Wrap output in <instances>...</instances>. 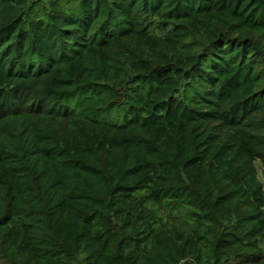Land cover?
<instances>
[{"label": "trees", "instance_id": "obj_1", "mask_svg": "<svg viewBox=\"0 0 264 264\" xmlns=\"http://www.w3.org/2000/svg\"><path fill=\"white\" fill-rule=\"evenodd\" d=\"M257 162L264 0H0V264H264Z\"/></svg>", "mask_w": 264, "mask_h": 264}, {"label": "rangeland", "instance_id": "obj_2", "mask_svg": "<svg viewBox=\"0 0 264 264\" xmlns=\"http://www.w3.org/2000/svg\"><path fill=\"white\" fill-rule=\"evenodd\" d=\"M256 166H257V169L259 171V174H261L262 170L264 169V166L260 162H257ZM169 210L170 209H166V211H169Z\"/></svg>", "mask_w": 264, "mask_h": 264}]
</instances>
